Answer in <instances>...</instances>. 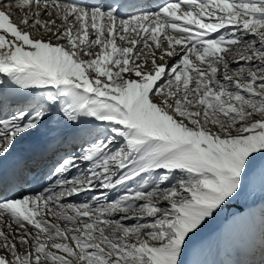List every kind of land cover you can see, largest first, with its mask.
Here are the masks:
<instances>
[{"label": "snow or ice", "instance_id": "6c2138e0", "mask_svg": "<svg viewBox=\"0 0 264 264\" xmlns=\"http://www.w3.org/2000/svg\"><path fill=\"white\" fill-rule=\"evenodd\" d=\"M0 264H264V0H0Z\"/></svg>", "mask_w": 264, "mask_h": 264}, {"label": "bare ground", "instance_id": "6f19581e", "mask_svg": "<svg viewBox=\"0 0 264 264\" xmlns=\"http://www.w3.org/2000/svg\"><path fill=\"white\" fill-rule=\"evenodd\" d=\"M39 132V131H38ZM50 132L47 136L46 134ZM46 134H36L35 136H33V138H31V142L30 143H20L16 149L14 150V152L12 153L11 156H9V158L4 161V165L5 167H9V166H17L19 165L21 167V169L24 171L26 169H28V167L26 168L27 165H31V167L38 165L37 162L41 160L40 155L41 154H46L50 151L53 150V148L56 147V145L53 143L54 139H56V129L53 127L51 131H48ZM27 139V137L25 138V140ZM50 142V143H48ZM52 157L50 158V155H47V159L49 158L51 160V162L53 163L55 160V154L52 153ZM49 161L48 163V168H47V172L49 171L52 163ZM46 172V174H47ZM45 174V175H46ZM243 200V201H242ZM259 200V192L258 189L256 191L255 194V201L253 200L252 197H245L240 199V203L241 204H250L252 209L253 207H255V204L258 202ZM249 211H247L246 213L240 215L241 217H246L247 220L251 219V214L248 213ZM223 214L220 213V215L213 220L212 222H210L209 224L206 225L205 229L200 233V236L197 238L196 241V245L197 246H203L206 247L207 243H206V238H208L209 234L212 232V230L219 228L224 224V220L225 221H229L231 219H225L223 220L222 216ZM231 222V221H230ZM232 224V223H231ZM208 242V241H207Z\"/></svg>", "mask_w": 264, "mask_h": 264}, {"label": "rangeland", "instance_id": "374dc122", "mask_svg": "<svg viewBox=\"0 0 264 264\" xmlns=\"http://www.w3.org/2000/svg\"><path fill=\"white\" fill-rule=\"evenodd\" d=\"M53 124H55L54 120L52 121L51 124H47L45 127L39 129L38 130L39 132L37 131V132L33 133L32 135L27 136V139L33 138V136H35L36 134H44V133L46 134L48 131L52 130ZM49 133L50 132H48L46 134V136ZM26 140L24 139L22 141V143L27 142ZM27 143H30V142H27ZM48 143H50V142H48ZM248 213L251 214V219L248 220L249 223H255L258 221V215H259V208L258 207H256V206L253 207ZM221 214H222V212H221ZM240 217L241 216H237L236 218H232L229 221H225L224 217H223L225 225H222L219 228L212 230V232L209 234L208 238H206L207 239L206 240L207 245H206V247L202 248L201 255L199 257L200 259H204V260H225V259L229 258V256L226 254L221 255V256L215 255V251H214L215 246L226 233L231 234V233H238L241 231L240 227L237 224L233 223L234 220H236L237 218H240ZM248 243H251V241H249ZM245 258H247V257H245ZM257 259H258V257H257Z\"/></svg>", "mask_w": 264, "mask_h": 264}, {"label": "water", "instance_id": "95a60500", "mask_svg": "<svg viewBox=\"0 0 264 264\" xmlns=\"http://www.w3.org/2000/svg\"><path fill=\"white\" fill-rule=\"evenodd\" d=\"M251 208L250 204H241L240 201H235L232 204L228 205L222 212L225 219L235 218L240 216Z\"/></svg>", "mask_w": 264, "mask_h": 264}]
</instances>
